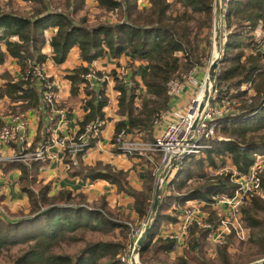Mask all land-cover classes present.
I'll use <instances>...</instances> for the list:
<instances>
[{
	"label": "trees",
	"instance_id": "trees-1",
	"mask_svg": "<svg viewBox=\"0 0 264 264\" xmlns=\"http://www.w3.org/2000/svg\"><path fill=\"white\" fill-rule=\"evenodd\" d=\"M31 1L34 3L29 15L0 11V63L8 55L19 70L17 76L4 77L0 82V98L13 103L10 111L14 107L19 111L40 107L45 114L39 90L50 77L30 80L28 73L22 78L34 64L41 65L46 58L61 63L71 48H76L78 58L86 62L127 51L146 63L144 90L141 93L134 84L114 82L115 113L119 118L114 121L113 131L126 127L142 138H151L153 119L168 105V83L180 78L191 66L202 65L203 59H209L212 0H147L145 5H138V0H94L98 13L91 23L83 6L85 0H61L64 9L52 8L47 0ZM263 26L264 0H221V53L212 88L218 102L224 99L232 105L216 118L215 133L205 140L207 145L199 150L202 154L185 153L168 172L138 252L139 262L245 264L264 256V171L260 174V193L251 194L248 202L240 206L239 218L246 228L243 238L232 232L226 234L224 242L213 244L214 254L209 256L203 249L207 229L192 224L186 247L168 261L173 240L158 235L162 223L175 219L167 212L171 202L182 203L192 198L208 202L218 192L231 193L234 186L231 172L219 167L227 162L233 169L244 172L256 155H264V47L263 36L255 34ZM86 69L79 63L66 74L71 95L76 94L83 82L80 74ZM82 89L87 95L83 103L86 110L77 122V129L96 116H103L107 97L101 88L85 84ZM75 158V164L66 168L68 176L104 179L114 184L131 197L134 217L145 221L154 185V162L144 159L141 185L133 188L125 170L101 160L85 164L79 152ZM69 160L65 154L63 161ZM41 163L40 160L0 163L3 172L11 168L19 170L17 187L27 200L25 212H13L20 215L17 219L0 216V251L20 244V252L11 256L9 264H129L120 258V253L132 222L130 218L113 217L102 198L89 205L80 192L66 189L49 192V183L36 177ZM206 167L218 171L208 174ZM208 211L207 219L215 223L218 216ZM113 229H117L118 239L88 240L74 253L54 248L60 240L81 239L85 231L107 233ZM230 247L235 252H230Z\"/></svg>",
	"mask_w": 264,
	"mask_h": 264
},
{
	"label": "built area",
	"instance_id": "built-area-1",
	"mask_svg": "<svg viewBox=\"0 0 264 264\" xmlns=\"http://www.w3.org/2000/svg\"><path fill=\"white\" fill-rule=\"evenodd\" d=\"M140 2L141 0H138V4ZM203 62L204 59L202 64ZM205 64L191 66L180 78L172 79L168 83L169 99L183 88L189 89V94L182 106L167 105L164 110L159 112L152 121L151 138H141L124 127L112 132L109 137V144L120 153L136 157L144 155L149 161H151L148 156L150 153L157 155L153 168L155 176L171 154L176 153L177 160L185 153H195L207 145L205 140L214 135L216 118L222 114L221 106L225 100L221 99L218 102L216 90L211 88L205 105L197 112L205 79L207 67ZM41 65L34 64L30 71L24 72L22 78L25 79L28 73L30 80L34 78L43 81V79L48 78V74L45 73ZM201 67H204V71L200 76H197V71ZM80 75L83 78V82L78 85L81 89L86 84L90 88H101L104 94H107L102 109L104 106L114 105L116 102V99L107 93L106 85L110 82L115 93L117 92V89L114 88L115 81L134 84L135 90L138 91L137 85L127 77L128 66L124 64H114L108 70H96L87 66V69ZM56 86L57 84L51 79H45L39 90L40 102L46 107L45 121L42 125L41 138L33 148H30L26 110L7 113L1 118L0 162H29L30 160L44 162L46 159L55 157L50 148L56 146L61 151L63 168L66 170L69 164H75L76 153L79 152L80 158L83 159L93 146H100L102 126L105 120L104 114L102 117L96 116L93 120L85 122L81 128H76L71 135H60L54 132V125L61 122L63 117V109L52 104L55 90H51V87ZM86 97L87 95L83 93L82 106ZM85 110L83 106V112ZM194 118L196 119L190 140L184 142L188 128ZM65 154L68 155L69 162L63 161ZM263 171L264 155H261L249 165L246 171L232 170L230 179L234 182V186L231 193L218 192L208 202L197 198L185 200V204L182 206H178L180 203L173 202L171 210L174 211L175 219L162 223L158 231V235L173 240L169 253L179 254L186 247L189 227L192 224L206 228V240L212 244L224 242L226 234L231 232L235 237L243 238L245 226L239 218L240 206L247 202L251 194L260 190V174ZM208 210H212L218 216L215 223L213 220L207 219ZM0 216H9L3 198H0ZM135 231L133 229L131 235ZM120 258L125 259L122 254Z\"/></svg>",
	"mask_w": 264,
	"mask_h": 264
},
{
	"label": "crops",
	"instance_id": "crops-1",
	"mask_svg": "<svg viewBox=\"0 0 264 264\" xmlns=\"http://www.w3.org/2000/svg\"><path fill=\"white\" fill-rule=\"evenodd\" d=\"M87 1L94 2V0H85V3ZM146 2L147 0H141L138 5H145ZM7 60H9L10 63H15L13 58L5 55L3 62L7 63ZM79 63L88 67H93L96 70H108L114 64H124L128 66L127 77H129L130 80L137 85L139 92L142 93L144 90L142 77L143 72L146 69V63L142 59H137L134 56L129 55L127 51H123L115 57L109 54H105L100 58L93 59L90 62H86L78 58L76 48H71L67 53L66 58L61 63H53L48 58H46L42 63L43 67H46L48 69L51 67L52 71L57 69L59 66H62V68L66 69L63 70L61 76H58L60 72L54 73L55 75L52 73V76L51 74L47 73L48 77H50V79L57 84L52 101H66V99L76 95L78 98L72 108L55 106L52 102L53 106L63 109V117L61 118L62 121L54 125V132L60 135L73 134L78 126V120L81 119L84 113L81 102L83 90L78 86L76 89V94L71 95L69 92V79L66 77V74L69 72V70ZM203 71L204 67L199 68V70L197 71V76H200ZM106 89L108 95H110L111 93H115V90L112 88L111 82L106 85ZM188 94L189 89L187 88L179 90L173 97H171V99H169L168 105L182 106ZM110 97H112L113 99L115 98V96ZM115 107L116 102L113 105L112 115H109L103 109L105 120L102 126L101 144L100 146H93L90 149L89 153H87V155L82 159V162L85 164H90L96 160H101L102 162L111 164L113 167L121 168L127 172L126 176L128 178L130 186L133 188H139L141 185V180L143 178V169L145 167L144 160L141 161L139 157L120 153L109 144V137L113 132L114 121L119 118L115 113ZM25 115L27 117L28 131L30 134V148H33L37 144V141L41 138V130L43 128L42 125L45 121V114L43 113L42 109L27 108L25 111ZM3 116H5V114L0 116V120ZM50 150L55 157L53 156L54 158L46 159L44 162H42L38 168V172L36 175V177L42 182L49 183V192L53 193L61 189L69 190L71 191V193L80 192L85 196V201L89 205L92 202H98V199L100 201V199L102 198L105 202L106 207H114L113 202H117L118 204H125L126 202H128L131 206V197H129L126 193L117 190L114 184L107 182L104 179H81L79 177L68 176L66 170L63 168L60 149L56 146H52ZM18 173L19 170L17 168H11L3 172L0 167V198H3L7 210L11 213L19 209H27L26 196L17 187L16 180ZM100 185H105V187L107 188L106 192L98 188ZM94 198L97 199L93 200ZM14 207L18 208L14 210Z\"/></svg>",
	"mask_w": 264,
	"mask_h": 264
},
{
	"label": "rangeland",
	"instance_id": "rangeland-1",
	"mask_svg": "<svg viewBox=\"0 0 264 264\" xmlns=\"http://www.w3.org/2000/svg\"><path fill=\"white\" fill-rule=\"evenodd\" d=\"M47 1H48V5L52 6V8H56L57 7L59 9H61V8L64 9L61 0H47ZM94 2L87 1L83 5L86 14L88 15L89 19H91L90 23L94 22V20L96 19L94 14L98 13L97 7L95 6ZM33 3L34 2L31 1V0H0V11H12V12H18V13H21V14L29 15L31 13L30 10H31V7L33 6ZM101 17H103V16H101ZM258 29H257L258 31L257 30L255 31V34H259L260 36H263V38L261 40V41H263V43H262L261 46L264 47V26L263 27H259ZM210 42H211V38H210ZM210 53H211V43H210L209 58H210ZM208 62H209V59L205 58L203 64L206 63L205 65H207ZM41 67L44 69L46 74L47 73L51 74V76H52V73L54 74L56 72H60V74L58 76H61V73H63V70H66V69L62 68V66H59L54 71L51 70V67L49 69L46 68V67H43V65H41ZM18 71L19 70H18V67L16 66V63H14V64L10 63L9 60H7V63H4L2 61V63H0V82L4 79V77H9V76L15 77V76H17V72ZM109 96H115V93H111ZM77 100H78V98H77V95H76V96H71V98L66 99V101H62V100L54 101L53 100L52 102H53V104L55 106L72 108L74 103ZM11 105H13V103H10L9 101H7V99L5 97L0 98V116L4 115L6 113H12V112H15V111H19L17 107H14L13 111H10ZM231 105H232V102H230V104H229L228 101H223V105L221 106V109L223 111L224 110H228V107H230ZM104 110L109 115H112L113 114V105L104 106ZM199 154H202V153L200 151H197V152L194 153L195 156H198ZM139 156H137V157H139ZM148 156H149V158H151L150 162H154L155 163L157 155H154V154L150 153ZM258 157H259V155H256L255 159L258 158ZM139 159H141V161H142V160H144L146 158H145L144 155H141L139 157ZM205 170H206V172L208 174L217 173V171H218V170L211 169L210 167H206ZM219 170H222V171H225V172H232V170H235V169L230 167L229 164L227 162H225L222 167H219ZM155 178H156V176L153 179V184L155 182ZM192 182L193 181L190 180L189 184H191ZM98 188L101 189L104 192H106V190H107L105 185H100ZM259 193H260V191L254 193L253 195H256V194H259ZM96 199L97 198H94L93 200H96ZM248 200H247V202H248ZM98 201H99V199H98ZM113 203H114L113 204L114 207H107L109 210H111L110 212L108 211V213H110L115 218H123V217L125 218V217H127V218H130V220L132 221V222L130 221L131 224L129 226L128 235H127V238L125 240V244H124V247L122 249V252L120 253L129 262L130 251H131V248H132V245H133L132 243H133V241H134V239L136 237L137 232L140 231L143 222L139 221L138 219H136L134 217V213L132 211V208H129L131 206L129 205L128 202H126L125 204H123V203H119L118 204L117 202H113ZM171 204H173V202H171ZM171 204H170L169 208L167 209V212H169V214L173 215L174 211L171 210ZM182 204H185V202L180 203V205H178V206H182ZM115 206H117V207H115ZM14 208H15L14 210H16V208H18V207H14ZM19 208H21V207H19ZM19 210H21V212H25L26 211L24 209H19ZM7 213L9 215V217H11V218L13 217L12 218L13 220L17 219L20 216V215H14V213H11L9 211H7ZM133 229L136 230V231L133 233V235H131V232H132ZM245 233H246V228H245ZM247 233H248V231H247ZM95 239H118L117 229H113L112 232H107V233H100V232H97V231H85L82 234V238L81 239H77V240H68V239L60 240L57 243V246H54V248H55V250H65L67 252L74 253L77 248H79L80 246H82L84 244L85 241L95 240ZM232 239H233V242H234L233 244L235 245L236 244V241H234L235 238H232ZM203 249L205 250L206 254H209V256H213L212 254H214L215 247L213 246L212 243H210V242H208L206 240L204 242V244H203ZM229 250H230V252H232V251L235 252L234 251L235 250L234 247H230ZM19 252H20V244L9 245V246H7L6 250L2 249V251H0V264H9V263H11V261H10L11 260V256L16 254V253H19ZM179 254L169 253L168 254L169 260L168 261H170L171 258H173L175 255H179ZM164 264H170V262L164 263Z\"/></svg>",
	"mask_w": 264,
	"mask_h": 264
},
{
	"label": "water",
	"instance_id": "water-1",
	"mask_svg": "<svg viewBox=\"0 0 264 264\" xmlns=\"http://www.w3.org/2000/svg\"><path fill=\"white\" fill-rule=\"evenodd\" d=\"M220 23H221V0H212V23H211V53L209 62L206 67L205 71V79L203 83V89L201 93V98L198 103L197 112L200 111V109L205 105V102L207 101L208 94L212 88L214 79H215V70L217 66L218 59L220 57L221 53V47H220ZM194 118L188 128V131L186 133L184 142H188L191 137L192 129L195 123ZM176 160V153H173L169 156L165 164L162 166V168L159 170V172L156 174L155 182L152 189V196H151V203L149 206V211L146 216L145 221L142 224V227L137 234V236L134 239L131 251H130V257H129V264H163V263H141L138 261V252L144 242V239L146 237L149 225L152 221V218L155 214V211L158 206L159 197L163 189V183L165 181V178L170 171L171 167L173 166L174 162ZM264 263V256L253 259L249 262H246L245 264H261Z\"/></svg>",
	"mask_w": 264,
	"mask_h": 264
}]
</instances>
